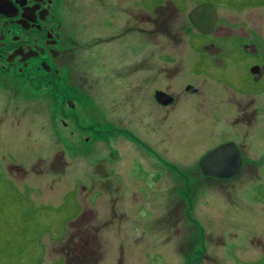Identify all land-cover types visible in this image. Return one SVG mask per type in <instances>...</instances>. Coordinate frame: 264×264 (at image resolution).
Returning a JSON list of instances; mask_svg holds the SVG:
<instances>
[{
    "label": "flooded vegetation",
    "instance_id": "flooded-vegetation-1",
    "mask_svg": "<svg viewBox=\"0 0 264 264\" xmlns=\"http://www.w3.org/2000/svg\"><path fill=\"white\" fill-rule=\"evenodd\" d=\"M239 3L241 10L238 11L245 12L247 6L242 0ZM207 4L211 5V1L200 0L185 12L176 0H153L152 6L150 0H0V148L6 149L15 142L9 131L20 121L12 122L11 128L6 129L5 92H13L14 102L21 103L20 86L41 100L27 103L21 113L38 115L46 111L50 123L62 118V128L77 125L81 130L78 131L79 145H89L95 135L102 136L101 127L111 129L105 135L113 141L111 160L115 176L110 179L113 183L121 182L120 176L126 174L118 160L119 136L134 145L136 151L141 150L151 157L160 152L169 156L170 151L177 150L173 147L175 144L182 147L184 154L200 151L204 157L225 143H234L242 164L240 173L230 179L205 176L199 163L195 170L167 163L163 173V197L166 199H160L163 200L161 217L164 221L174 220V227L169 230L180 236L181 229L177 225L182 219L197 218L192 196L203 181L207 182L206 187L212 186V179L218 182L235 180L255 170L244 158L252 151V139L249 140L243 130L255 128L264 120L261 114L264 108L263 61L257 60L258 51L243 52L240 46H235L236 51L231 52L229 46L223 47L218 40H213L229 36L233 29L240 30L242 20L222 19L215 10L217 20L210 34L195 29L189 15L198 6ZM189 28L200 35L201 43L185 39L182 33ZM239 33L242 34L240 40L248 39L243 31ZM150 42L157 50L143 51ZM106 48H109L107 52ZM113 54V64L109 68L101 66L99 57ZM235 59L244 66L251 63L239 79L240 83L230 85L216 76L209 86L205 81L206 73L223 71L228 68L226 64ZM188 72L192 79L183 86L182 76ZM150 81L158 87L152 93L156 105L152 114L145 99ZM92 102L102 109L108 108L113 114L116 107L122 112L110 120L95 114L99 125H94V117L85 109ZM206 102L210 111L199 116V108ZM63 104L65 110L61 111L59 105ZM228 106L236 109L231 128L243 127L237 131V140L217 137L223 132L216 131L223 117L219 114ZM134 119L147 139L132 133ZM150 120L157 126L169 120L165 124L167 129L149 133ZM85 125L87 128H82ZM187 127L197 132H187ZM150 167L153 169L156 165L152 163ZM246 167L249 173H245ZM197 169L201 177H197ZM187 245L190 247L191 243ZM213 258L203 253L200 260L214 261Z\"/></svg>",
    "mask_w": 264,
    "mask_h": 264
},
{
    "label": "rangeland",
    "instance_id": "rangeland-1",
    "mask_svg": "<svg viewBox=\"0 0 264 264\" xmlns=\"http://www.w3.org/2000/svg\"><path fill=\"white\" fill-rule=\"evenodd\" d=\"M199 1L176 0V4L186 12ZM210 1L222 19L243 21L239 22L240 30L233 29L229 36L213 40H218L223 47L229 46L231 52L236 51L235 46H240L243 52L258 51L256 58L264 65V0H242L247 6L245 12L238 11L241 10L239 0ZM152 4L153 0H150V6ZM240 31L248 39L240 40ZM183 34L185 39L202 42L198 39L200 35L190 28ZM134 44L133 49H136ZM108 50L106 48L105 52ZM148 50L155 52L157 49L150 42L143 49ZM99 59H102L101 66L109 68L115 55H102ZM250 64L244 66L235 59L226 64L228 68L223 71L206 73L205 81L211 86V79L218 76L237 86ZM182 78L184 86L190 83L192 75L188 72ZM261 84L264 88V77ZM157 88L149 82L145 99L150 114L156 110L152 93ZM20 89L23 92L21 103L14 102L13 92H5L6 129L11 128L12 122L20 121V124L9 131L14 136V144L6 149L0 148V264H65L60 248L74 235L79 218L87 210L92 212L95 227L100 229L102 259L98 264H264L263 119L255 128L243 130L247 138L252 139V151L244 158L255 170L247 175L245 173L249 170L246 167L245 176L235 180L218 182L212 179V186L206 187L207 182L203 181L191 195L195 199L193 208L197 218L182 219L177 225L181 229L180 236H176L169 230L174 227V220L164 221L161 217L163 200L160 199H166L163 197V173L167 170V163L195 170L203 158L200 151L184 154L182 147L175 144L173 147L177 150L170 151L167 158L165 152L153 158L145 156L141 150L136 151L134 145L119 136L118 160L126 174L122 175L124 178L120 176L121 182L113 183L110 181L115 176L111 160L113 141L105 135L111 129L101 127L102 136L95 135L89 145H79L78 131L81 130L77 125L62 128V118L50 123L46 111L38 115L21 113L27 103L40 99H36L32 92L26 93L23 86ZM201 105L199 116L207 115L210 105L207 102ZM181 107L184 110L183 103ZM85 109L93 117L99 114L103 120H110L122 112L116 107L113 114L94 102L87 104ZM59 110L64 111L65 105H59ZM235 110L228 106L219 114L223 117L217 123L216 131L223 132L217 137L237 140V131L243 127L234 128L236 131L231 128ZM261 114L263 117L264 108H261ZM165 124L157 126L150 120L148 131L165 130ZM94 125H99L95 117ZM185 130L197 132L193 127ZM131 131L138 137L148 138L144 137V131L135 119ZM152 163L156 168L150 167ZM196 172L197 177H201L198 169ZM176 192L180 193L177 189ZM188 243H191L190 247ZM203 253L214 257V261H201Z\"/></svg>",
    "mask_w": 264,
    "mask_h": 264
},
{
    "label": "water",
    "instance_id": "water-1",
    "mask_svg": "<svg viewBox=\"0 0 264 264\" xmlns=\"http://www.w3.org/2000/svg\"><path fill=\"white\" fill-rule=\"evenodd\" d=\"M189 18L196 30L207 35L215 27L217 13L212 5L207 4L195 8L190 13ZM241 164L238 148L234 143L229 142L206 154L200 160L199 167L205 176L230 179L240 173Z\"/></svg>",
    "mask_w": 264,
    "mask_h": 264
},
{
    "label": "trees",
    "instance_id": "trees-1",
    "mask_svg": "<svg viewBox=\"0 0 264 264\" xmlns=\"http://www.w3.org/2000/svg\"><path fill=\"white\" fill-rule=\"evenodd\" d=\"M94 215L85 211L78 220V229L74 230L71 239H67L60 248L65 264H98L102 259L98 227L94 224Z\"/></svg>",
    "mask_w": 264,
    "mask_h": 264
}]
</instances>
